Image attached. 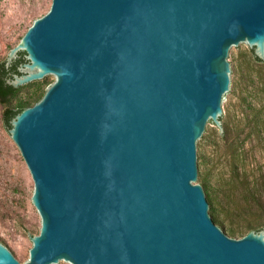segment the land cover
Listing matches in <instances>:
<instances>
[{"label": "water", "instance_id": "1", "mask_svg": "<svg viewBox=\"0 0 264 264\" xmlns=\"http://www.w3.org/2000/svg\"><path fill=\"white\" fill-rule=\"evenodd\" d=\"M249 44L264 62V0H53L6 59H27L14 88L56 81L10 121L42 228L0 264H264L199 184Z\"/></svg>", "mask_w": 264, "mask_h": 264}, {"label": "rangeland", "instance_id": "2", "mask_svg": "<svg viewBox=\"0 0 264 264\" xmlns=\"http://www.w3.org/2000/svg\"><path fill=\"white\" fill-rule=\"evenodd\" d=\"M52 1L0 0V63L50 11ZM230 64L235 91L220 119L223 132L213 121L200 144L205 179L199 184L212 196L210 203L218 212L213 220L229 237L241 239L252 231L264 234V62L256 59L249 44L235 49ZM249 75L260 83L248 85ZM55 81L46 75L17 88L6 102L0 100V243L28 262L42 218L32 200L30 170L4 114L35 105Z\"/></svg>", "mask_w": 264, "mask_h": 264}, {"label": "flooded vegetation", "instance_id": "3", "mask_svg": "<svg viewBox=\"0 0 264 264\" xmlns=\"http://www.w3.org/2000/svg\"><path fill=\"white\" fill-rule=\"evenodd\" d=\"M26 62H27V59L25 57V54L20 53L18 57L15 58L8 67L6 66V60L0 63V64H3V66L0 67V100H3V98H6V93H4L5 90H8L6 88L13 87L12 85L8 83V81L13 80V76L15 74H19V67ZM11 97L9 96L8 99Z\"/></svg>", "mask_w": 264, "mask_h": 264}, {"label": "trees", "instance_id": "4", "mask_svg": "<svg viewBox=\"0 0 264 264\" xmlns=\"http://www.w3.org/2000/svg\"><path fill=\"white\" fill-rule=\"evenodd\" d=\"M258 61H260V62H262L261 60H259L258 58H256ZM3 66V64H0V67H2ZM247 82H248V85H254L255 83H260V80H258L257 82H256V80L254 79V77H252V75H249L248 77H247ZM6 89H8V90H5V89H3V90H5L4 91V93H6V98H3V100H1V101H3V102H6L7 100H8V97L10 96H13L14 95V93H15V91H16V89L15 88H13V87H9V88H6ZM243 99V102L245 103V102H247V98H242ZM251 103H252V101H251ZM24 109L23 108H20V109H18V110H14V109H8V110H6L5 111V114H4V118H5V121H6V123L7 124H9L10 123V120L17 114V113H19V112H21V111H23ZM224 135L225 134H223V137H224ZM220 179H222V178H220ZM231 233L232 234H234L235 233V230H231Z\"/></svg>", "mask_w": 264, "mask_h": 264}]
</instances>
